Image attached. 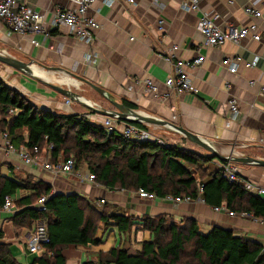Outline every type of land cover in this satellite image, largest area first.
<instances>
[{
  "label": "crops",
  "instance_id": "crops-1",
  "mask_svg": "<svg viewBox=\"0 0 264 264\" xmlns=\"http://www.w3.org/2000/svg\"><path fill=\"white\" fill-rule=\"evenodd\" d=\"M27 1L33 11L43 16L48 36H7L0 24V53L30 65L32 77L11 70L10 87L6 86L38 111L84 116L93 124L102 126L105 117L90 112L82 103L70 100L71 105L66 106V98L44 84L68 88L97 110H114L96 92L72 78L77 76L102 89L115 102L126 101L141 114L168 121L211 142L221 156L264 161V95L260 91L264 85V20H255L244 14L245 0H204L197 14L183 12L181 0H133L132 4L128 0H115L110 8L96 0L87 15L99 25L92 45L71 37L66 28H51L50 21L58 8H73L69 0ZM251 5L264 15V0H252ZM201 14L218 15L215 23L220 28L256 24L263 39L260 42L245 39L238 45L226 43L218 48H207L197 31ZM160 19L165 22L162 32L157 27ZM172 46L179 47L176 56L180 60L205 58L197 69L189 71L197 89L195 95H178L163 84L171 75L172 66L161 55ZM91 53L98 55L93 66L85 61V56ZM234 57H241L244 62H252L255 58L259 61L254 68H246L242 64L237 73L230 74L221 62ZM135 79H152L158 86V94L146 93L134 83ZM250 82L255 84L250 86ZM127 87L131 88L129 92ZM230 98H235L238 103V114L234 119H231L227 106ZM148 127L159 134H176L164 127ZM21 136L26 137L25 130L21 131ZM43 155L37 165H25L16 157L4 155L0 138V185L11 181L20 186L10 197L12 209L0 208V250L8 264H38L42 258L51 261V256L44 250L36 254L28 252L27 243L35 224L28 229L12 223L19 210L16 201L32 195V191L25 187L39 182L51 188V196L57 194L63 199L77 196L73 206L82 211L84 222L90 219L95 224L96 242L63 247L60 255L64 264H96L100 259H106L113 249L126 251L129 255L140 253L142 245L151 239V234L140 226L141 220L159 216L178 224L183 220H193L202 234L214 227L225 229L264 248V220L249 214L229 216L224 211L214 212L212 207L198 199L172 205L159 199H140L134 192L119 188L79 183L71 177H54L42 168L49 162ZM211 163L215 170L224 164L217 160ZM227 163L233 164L245 181L264 188L263 167ZM78 171L84 175L89 172L85 165ZM207 174L210 173L207 171ZM100 201L103 204L98 205ZM64 211L65 207L62 208ZM114 215L130 220L124 234L119 232ZM101 216L104 221L99 220Z\"/></svg>",
  "mask_w": 264,
  "mask_h": 264
},
{
  "label": "trees",
  "instance_id": "trees-1",
  "mask_svg": "<svg viewBox=\"0 0 264 264\" xmlns=\"http://www.w3.org/2000/svg\"><path fill=\"white\" fill-rule=\"evenodd\" d=\"M122 104L135 110V106L126 101ZM9 111L14 115L10 116ZM135 125L145 128L142 124ZM22 130L26 131L25 138L21 136ZM3 132H7L16 148L37 147L44 151L48 144H52L50 156L45 152L43 156L51 162L58 158L72 159L75 170L85 165L94 175L95 183L105 188L129 192L143 189L157 199L167 195L190 196L203 200L208 207L223 205L230 212L245 213L264 220V201L261 198L227 182L219 170L209 175L202 173L200 167L214 160L207 154L201 156L179 146L158 144L157 141H126L114 132H106L102 126L93 124L84 116L38 111L0 81V133ZM200 186L202 193L198 195ZM19 188L11 181L0 185V208L4 198L11 197ZM25 188L30 189L32 195L16 201L19 210L12 223L28 229L38 221L45 223L48 244L43 250L51 256V261L42 258L38 264H64L60 255L63 247L96 242L95 224L90 219L84 222L82 211L73 206L77 196L51 198V188L43 182L27 184ZM41 197L47 198V211L44 213H39L33 206ZM113 219L119 232L124 234L130 220L116 215ZM99 220L105 219L101 216ZM140 226L151 234V239L142 245L140 253L129 255L126 251L113 249L106 259H100L96 264H180L187 245L191 246L187 256L189 260L183 264H264L263 248L259 244L236 237L225 229L214 227L202 234L193 220H183L178 227L168 224L165 216L144 218ZM165 235L168 239L163 242ZM0 264H8L1 250Z\"/></svg>",
  "mask_w": 264,
  "mask_h": 264
},
{
  "label": "built area",
  "instance_id": "built-area-1",
  "mask_svg": "<svg viewBox=\"0 0 264 264\" xmlns=\"http://www.w3.org/2000/svg\"><path fill=\"white\" fill-rule=\"evenodd\" d=\"M73 8L64 9L58 8L50 21L52 29L66 28L68 34L77 39L78 41L92 45L95 41L94 34L98 31L99 25L94 19L88 17V12L91 10V6L96 0H69ZM204 0H181L180 8L183 12L190 14H197L200 11V4ZM252 0H245L246 4L243 8L244 14L252 19H263L264 15L251 5ZM115 0H101L102 5L111 7ZM128 3L132 4L133 0H128ZM218 15L201 14L197 22V31L203 38V45L207 48H218L226 43L238 45L241 41L249 39L253 42H260L263 38L259 26L256 24H250L248 26L236 27L232 25L220 28L216 25ZM43 16L40 13L33 11L27 0H0V24L5 28L7 36L12 34L16 35H29V34H43L48 36V32L44 29ZM158 31L162 32L165 22L160 19L157 23ZM132 41L133 39L130 38ZM179 50L178 46H172L161 58L169 65L172 66V73L164 80V86L174 93L181 94H193L197 93V89L194 87L189 71L197 69L203 62L204 57H199L194 60H180L176 54ZM98 55L96 53L87 54L85 61L89 65H95L97 63ZM258 58H255L252 62H244L241 57L225 58L221 62V66L227 70L230 74H235L239 70V67L243 64L246 68H254L258 64ZM134 83L139 85L146 93L158 94V86L152 79H135ZM250 86L255 83L250 82ZM130 87L126 88L129 92ZM261 94L264 95V85L260 87ZM65 105L70 106L71 101L65 100ZM229 115L231 119H234L238 114V103L235 98H230L227 102ZM10 116L14 115L12 111H9ZM121 121L113 120L105 117L102 127L106 132H114L118 136L122 137L126 141L130 142H153L155 140L149 134L147 129L140 128L135 124L121 125ZM228 127V124H226ZM1 149L6 157H16L22 163L28 166H35L42 161L41 154L43 152L49 157L50 152L53 149L52 144H48L44 151H40L37 147L31 149L21 146L16 148L10 140L7 132L0 133ZM157 139V138H156ZM162 145V144H161ZM75 162L72 159L62 160L57 159L55 162H47L43 164L42 168L54 177L65 176L74 178L79 183H89L97 185L95 183V177L93 174H82L78 170H75ZM219 172L221 177L227 182L240 186L243 190L250 193L253 196L259 197L264 201V188L251 184L245 181L240 175L237 168L230 163H224L220 165ZM202 188H199V195L202 193ZM134 194L140 198L148 201H154L157 197L143 189H138ZM161 202L169 203L172 205H178L180 203H190L196 199H192L190 196L185 197H173L167 195L159 199ZM204 203L203 200L199 199ZM46 197H41L36 202V210L39 213L46 212ZM103 204L100 201L98 205ZM13 207V201L10 197H6L2 209L10 211ZM214 212H226L229 216H234V212H230L225 206L213 208ZM246 215L245 213H240ZM48 244V237L46 226L43 221L35 223L33 232L29 237L27 248L30 254H36L43 250L44 246ZM264 253V248H263Z\"/></svg>",
  "mask_w": 264,
  "mask_h": 264
},
{
  "label": "water",
  "instance_id": "water-1",
  "mask_svg": "<svg viewBox=\"0 0 264 264\" xmlns=\"http://www.w3.org/2000/svg\"><path fill=\"white\" fill-rule=\"evenodd\" d=\"M0 64L18 72V73H21L23 75H26L29 77L33 76V72H32V69L30 68V65H28L25 62H22V61L14 59V58H11L9 56H6L2 53H0ZM72 78L74 80L79 81L81 84L87 86L88 88H90L94 92H96L101 98H103L106 102H108L114 108V110H108V109L97 110L94 107L85 103L81 97H79L77 94H74L73 92H71L68 88L64 89L60 86H55V85L49 84L47 82H44V84L47 87H49L51 90H53L54 92L62 95L64 98L69 99L72 102L85 104V106L87 107V109L90 112H93L99 116L108 117V118L115 119L118 121L128 122L130 124H142V125H146V126L156 125L159 127H164V128L170 129V131L175 132L176 134L180 135L182 138H184L189 143H191L194 146L198 147L199 149L203 150L209 158H213L214 160H217L219 162H224V163L231 162V163L253 165V166H258V167L264 168V161L263 160H257V159H253V158H247V157L246 158L245 157L244 158H236L233 156H230V157L221 156L217 152L216 146L214 144H212L211 142H209L205 139H202V138L196 136L195 134H192V133L186 131L185 129H183V128H181V127H179L173 123H170V122L164 121V120H159V119L141 114L138 111L131 110V109L125 107L122 104V102L118 103V102L113 101L111 98H109L105 94V92L102 89L93 85L92 83L85 80L84 78H80L77 76H72ZM52 197H58V195L54 194L51 196V198Z\"/></svg>",
  "mask_w": 264,
  "mask_h": 264
},
{
  "label": "rangeland",
  "instance_id": "rangeland-1",
  "mask_svg": "<svg viewBox=\"0 0 264 264\" xmlns=\"http://www.w3.org/2000/svg\"><path fill=\"white\" fill-rule=\"evenodd\" d=\"M11 70L12 69H10V68H8V67L0 64V81L4 85L9 86V84H10V82H9L10 81L9 80V74H11V72H12ZM94 97L95 98H98L96 96H94ZM109 108L110 109H113L110 105H109ZM145 128L147 129V131L149 132V134L152 136V138H154L155 140H159L160 141V144H162V145H166V146H179V147H182L183 149H186V150H190L192 152H195L196 154H199L201 156H206V153L203 150H201L198 147L194 146L193 144L189 143L188 141H186L184 138H182L178 134H173V133L159 134V133L154 132L148 126H145ZM83 167H84V165H83ZM200 168H201L200 170L202 171V173L204 172L205 174H207V171L209 173H212L215 170L214 164L211 163V162L208 163V164H203ZM88 174H90V173L88 172ZM167 222H168V224L169 223H172V224H174V225H176L178 227L180 225L178 223L172 222V220L170 218H167ZM167 239H168V237L166 235L162 238L163 242H165ZM190 248H191L190 245H187L186 246L185 252H184V256L182 257V262L180 264H183L184 262H186V260H189L187 256H188V254L190 252Z\"/></svg>",
  "mask_w": 264,
  "mask_h": 264
},
{
  "label": "bare ground",
  "instance_id": "bare-ground-1",
  "mask_svg": "<svg viewBox=\"0 0 264 264\" xmlns=\"http://www.w3.org/2000/svg\"><path fill=\"white\" fill-rule=\"evenodd\" d=\"M35 71H37V70H35ZM36 75V74H35ZM148 126H156V125H148ZM157 127H159V126H157ZM223 152H225V150H223Z\"/></svg>",
  "mask_w": 264,
  "mask_h": 264
}]
</instances>
